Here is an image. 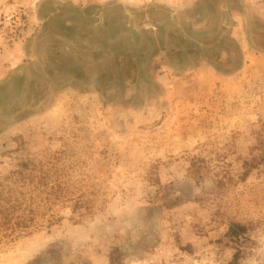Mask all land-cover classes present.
Masks as SVG:
<instances>
[{
    "label": "rangeland",
    "instance_id": "obj_1",
    "mask_svg": "<svg viewBox=\"0 0 264 264\" xmlns=\"http://www.w3.org/2000/svg\"><path fill=\"white\" fill-rule=\"evenodd\" d=\"M263 125L264 0H0V173L93 203L0 264H264Z\"/></svg>",
    "mask_w": 264,
    "mask_h": 264
},
{
    "label": "trees",
    "instance_id": "obj_2",
    "mask_svg": "<svg viewBox=\"0 0 264 264\" xmlns=\"http://www.w3.org/2000/svg\"><path fill=\"white\" fill-rule=\"evenodd\" d=\"M254 133L258 146H264V125ZM261 160H264L263 156L257 158L252 154L242 175L251 168L264 165ZM87 192L82 190L73 194L62 181L48 180L41 158H26L14 163L6 173H0V240H11L37 229L49 228L62 219L58 211L61 207H69L70 219L77 221L93 208ZM245 230L244 224L231 221L226 235L237 244ZM240 257L241 250L236 248L225 264H239Z\"/></svg>",
    "mask_w": 264,
    "mask_h": 264
}]
</instances>
